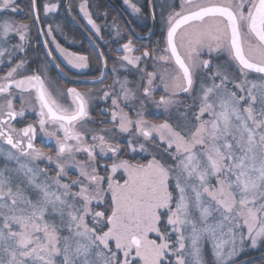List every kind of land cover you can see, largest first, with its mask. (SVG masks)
<instances>
[{"label": "snow or ice", "instance_id": "1", "mask_svg": "<svg viewBox=\"0 0 264 264\" xmlns=\"http://www.w3.org/2000/svg\"><path fill=\"white\" fill-rule=\"evenodd\" d=\"M123 4L148 44L128 38L113 57L108 12L91 0L78 16L71 0H0V264H254L248 250L264 249V0ZM61 8L89 33L90 79V57L57 41ZM107 27L125 40L115 19ZM56 53L93 87L64 86ZM26 113L34 121L18 127Z\"/></svg>", "mask_w": 264, "mask_h": 264}, {"label": "flooded vegetation", "instance_id": "2", "mask_svg": "<svg viewBox=\"0 0 264 264\" xmlns=\"http://www.w3.org/2000/svg\"><path fill=\"white\" fill-rule=\"evenodd\" d=\"M104 2L109 6L108 9H102L101 6L99 8L96 7L97 4H99L98 0H91V3L93 5L92 11L94 13L96 12H100L103 13L105 11L108 12V17H107V25H111L113 20L115 19L116 23L118 24L121 33L124 35L125 40H121L120 43H114L113 40L109 39V38H114L115 33L114 31H112L110 33L107 25H105V21L103 16L101 15L99 18H97V23L100 25H105V30H104V38L105 41L108 42L107 46L105 47V52L110 55L115 57L116 50L120 47V44L124 43L126 41V39L131 38L134 41L135 46L141 48V50L143 49V47L148 44L147 40H139L136 38L137 37H142L144 35V31H146V29H144V31H141L139 28L136 27V24L139 23L138 20H136L134 22V15L131 11V9H129L126 5L123 4V0H111V2L113 3V6L110 5V3L106 2V0H104ZM135 2V0H134ZM43 3V0H41V4ZM72 3V7H73V15H77L78 16V5L80 3V0H71ZM100 5V4H99ZM116 8H115V7ZM120 11L125 18L127 19L132 31L135 33L136 36H134L129 29L126 27V25L124 24V22L122 21V16H120L119 12ZM41 14H42V9H41ZM55 21L60 22L63 26H64V34L61 35L59 33H56L57 35V41L65 48H67L69 51L71 52H76L78 54H86L90 57V62H89V68L81 70L84 73H88L89 75V79L91 77V75H98V65H97V61H96V55H95V50L92 47V45L90 44V42L88 41L89 39L86 38V36H89L88 31H86L84 28H81L79 25L75 26L74 24L71 23V21L68 19L66 12L64 11L63 8H61V11L59 14H53ZM79 18V17H78ZM94 18H96L94 16ZM15 19L17 22H20L21 20V14L17 13L15 15ZM81 19V23L82 24H86L85 21H83L82 18ZM159 32L160 29L159 27L156 28V35L152 36V41L155 42L159 36ZM33 36H35V30H33L32 33ZM79 37L81 39H79ZM108 39V40H106ZM53 50H54V46H53ZM43 50L42 49H36L35 51V55L40 56L42 55ZM120 54H123L122 52ZM139 52H136L135 55H139ZM56 56L58 57V62H60L62 64V66L65 67V70L69 72V76L65 79L63 78L61 80V83L66 86V87H77L79 90L84 91L87 88L93 87V85L91 84H86L84 77L82 75H80L79 73L76 72L75 69H71L70 66H68L62 58L59 57V53H56ZM112 61L110 60L108 63V69L107 71L109 72V76L108 79L105 80V84H110L112 82V75H111V69H112ZM51 75L53 77L56 76V70L53 68ZM131 79V77H129ZM95 88H101L103 87V85L100 84H96L94 86ZM158 98V96H157ZM103 106V105H101ZM17 108H19V104H17ZM150 111H154V109H150ZM92 116L93 118H95L96 120L100 119V116L98 114V112L93 111L92 112ZM26 119L23 121V124H17L18 127H22L24 126V124L27 123H31L34 121V114L32 113H26ZM151 118V117H149ZM89 127H95V125H88ZM36 144L38 147H42L44 148L45 151H52V149L55 147V142L51 141L48 142L47 138L43 137L42 134L38 133V138L36 141ZM140 157H137V159H139ZM46 163V162H45ZM44 164H41V167H44ZM49 173L50 175H55V165H49ZM71 174L74 176L75 172L74 170H70Z\"/></svg>", "mask_w": 264, "mask_h": 264}, {"label": "water", "instance_id": "3", "mask_svg": "<svg viewBox=\"0 0 264 264\" xmlns=\"http://www.w3.org/2000/svg\"><path fill=\"white\" fill-rule=\"evenodd\" d=\"M106 2L110 3V5L113 6V3L111 2V0H106ZM114 7H115V6H114ZM115 8H116V7H115ZM118 12H119L120 16H122V21L124 22V24L126 25V27L129 29V31H130L134 36H136L135 33L132 31V29H131V27H130L128 21H127V19L125 18V16H124L120 11H118ZM66 15H67V13H66ZM67 17H68V19L71 21L72 24H74L75 26H77L76 23H74V22L72 21L71 16L67 15ZM77 27H78V26H77ZM78 28H79V27H78ZM86 38H88V37L86 36ZM136 38L139 39V40H145V39H140V38L137 37V36H136ZM88 41H89V40H88ZM92 47H93V46H92ZM65 79H66V78H65ZM85 83H86V82H85ZM86 84H90V83H86ZM91 85H92V84H91ZM261 257H262V254H258V255H255V256H253V257H250V259H252L253 262L255 263V262L259 261V260H262Z\"/></svg>", "mask_w": 264, "mask_h": 264}, {"label": "trees", "instance_id": "4", "mask_svg": "<svg viewBox=\"0 0 264 264\" xmlns=\"http://www.w3.org/2000/svg\"><path fill=\"white\" fill-rule=\"evenodd\" d=\"M98 1H99V4H100L102 9H108L109 8V6L104 2V0H98ZM79 39H81V38L79 37ZM109 39L113 40V38H109ZM106 40H108V39H106ZM258 254H264V249H258V250L250 252L247 255V258L253 257V256L258 255ZM254 264H264V260H259V261L255 262Z\"/></svg>", "mask_w": 264, "mask_h": 264}, {"label": "rangeland", "instance_id": "5", "mask_svg": "<svg viewBox=\"0 0 264 264\" xmlns=\"http://www.w3.org/2000/svg\"><path fill=\"white\" fill-rule=\"evenodd\" d=\"M257 250H258V249H257ZM252 251H255V250H248L247 255H248L250 252H252Z\"/></svg>", "mask_w": 264, "mask_h": 264}]
</instances>
